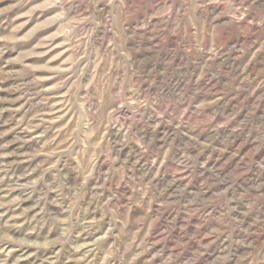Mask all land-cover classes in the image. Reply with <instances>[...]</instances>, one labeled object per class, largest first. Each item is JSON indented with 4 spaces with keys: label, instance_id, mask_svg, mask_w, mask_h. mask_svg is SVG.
Segmentation results:
<instances>
[{
    "label": "rangeland",
    "instance_id": "1",
    "mask_svg": "<svg viewBox=\"0 0 264 264\" xmlns=\"http://www.w3.org/2000/svg\"><path fill=\"white\" fill-rule=\"evenodd\" d=\"M0 264H264V0H0Z\"/></svg>",
    "mask_w": 264,
    "mask_h": 264
},
{
    "label": "bare ground",
    "instance_id": "2",
    "mask_svg": "<svg viewBox=\"0 0 264 264\" xmlns=\"http://www.w3.org/2000/svg\"><path fill=\"white\" fill-rule=\"evenodd\" d=\"M231 20L233 21V19H231ZM232 21H231V22H232ZM237 22H238V21H237ZM231 24H232V23H231ZM242 26H243V25H242ZM237 27H238V26H237ZM212 31H213V30H212Z\"/></svg>",
    "mask_w": 264,
    "mask_h": 264
}]
</instances>
